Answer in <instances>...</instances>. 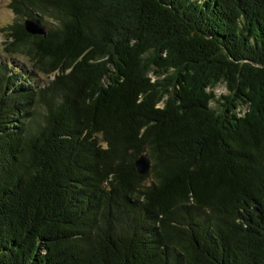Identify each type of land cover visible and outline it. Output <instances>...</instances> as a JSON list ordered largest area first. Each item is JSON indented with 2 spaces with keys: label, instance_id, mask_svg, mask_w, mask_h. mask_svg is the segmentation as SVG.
Here are the masks:
<instances>
[{
  "label": "trees",
  "instance_id": "trees-1",
  "mask_svg": "<svg viewBox=\"0 0 264 264\" xmlns=\"http://www.w3.org/2000/svg\"><path fill=\"white\" fill-rule=\"evenodd\" d=\"M8 8L0 264H264V0Z\"/></svg>",
  "mask_w": 264,
  "mask_h": 264
},
{
  "label": "rangeland",
  "instance_id": "rangeland-1",
  "mask_svg": "<svg viewBox=\"0 0 264 264\" xmlns=\"http://www.w3.org/2000/svg\"><path fill=\"white\" fill-rule=\"evenodd\" d=\"M8 1L9 0H0V60H9L8 56H6V52L4 50L5 47V41H6V33L7 30H4V28L11 24L14 21V16L11 10L8 8ZM13 65H18L22 70L31 72V71H37V74L39 75L38 79L40 82H43L47 80V77L39 72V70L34 69L32 67V61L29 58L27 54L22 53H15L12 56ZM225 89L222 85H219L215 88L216 94L224 93Z\"/></svg>",
  "mask_w": 264,
  "mask_h": 264
},
{
  "label": "water",
  "instance_id": "water-1",
  "mask_svg": "<svg viewBox=\"0 0 264 264\" xmlns=\"http://www.w3.org/2000/svg\"><path fill=\"white\" fill-rule=\"evenodd\" d=\"M24 27L30 34H44L43 27L35 21H26ZM135 167L139 174L146 175L150 169V162L147 157L140 156L135 162Z\"/></svg>",
  "mask_w": 264,
  "mask_h": 264
}]
</instances>
